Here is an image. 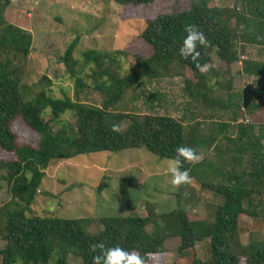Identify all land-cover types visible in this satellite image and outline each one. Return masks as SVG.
<instances>
[{"label": "trees", "instance_id": "1", "mask_svg": "<svg viewBox=\"0 0 264 264\" xmlns=\"http://www.w3.org/2000/svg\"><path fill=\"white\" fill-rule=\"evenodd\" d=\"M10 1L0 0V155L11 156L8 161L0 158V189L4 183L12 200L28 209L43 171L56 162L133 149L169 160L175 156L174 149L183 145L198 154L211 153L217 165L203 157L199 163L185 162L183 167L202 189L220 197L221 204L214 207L207 219L189 220L176 196L175 208L167 213L103 217L94 234L87 231V219L41 218L24 215L23 210L8 212L0 264H68L69 256L78 258L80 264H92L93 255L98 254L89 249L94 242L134 250L151 264H157L165 255L164 243L168 239L177 242L178 259L173 264L186 256L189 264H239L240 259L241 264H264V244L259 242H250L239 248L238 254H232V247L237 244L238 218L243 215L264 220L260 200L264 195V122H238L239 116H250L264 107V57L262 60L244 57L245 47L258 48L264 56V0H188L185 11L158 15L138 36L149 47V56L136 58L135 64L124 73L119 64L123 53L119 51L86 50L80 61L73 59L78 43L74 38L57 59L72 80L71 96L52 98L39 91L27 101L20 92L16 70L9 67L8 54L26 56L31 36L5 22L3 11ZM154 1L113 0L118 6ZM215 1H228L232 5L219 6ZM189 24L196 25L210 42L208 47L197 46L201 64H208L211 55L225 65L238 63L240 74L257 80L259 85L248 92L227 94L225 98L212 96L195 63L179 56L186 36L184 27ZM185 69L194 80H184L183 94L187 101L183 111L187 115H132L126 110L137 99V86L168 73L179 77ZM88 93L95 94L99 103H89ZM156 98V94L148 93L146 102L152 103ZM196 106L200 108V116L190 109ZM206 109L210 110L208 118ZM215 111L231 114L225 121L212 120L211 113ZM66 112L72 114V125L60 120ZM17 119L36 135L35 146L17 142L11 130ZM114 123L121 125L120 133L111 131ZM129 184L127 178L118 185L119 198L125 207L130 202ZM101 189L97 186L96 192ZM147 225L152 226V231L146 232ZM204 240L208 243L209 258L200 261L195 257V245Z\"/></svg>", "mask_w": 264, "mask_h": 264}, {"label": "rangeland", "instance_id": "2", "mask_svg": "<svg viewBox=\"0 0 264 264\" xmlns=\"http://www.w3.org/2000/svg\"><path fill=\"white\" fill-rule=\"evenodd\" d=\"M215 4L229 8L232 5L228 1H215ZM187 7L188 0H156L145 5L125 6H118L113 0H11L3 11L5 22L27 31L31 36L26 56L8 54L11 61L9 67L16 70L23 99L30 100L39 91L52 98L71 96L72 80L57 59L74 38L78 39V43L72 54L73 59L80 61L81 53L86 50L106 53L119 51L123 53L119 64L124 73L135 64L136 58H146L150 54L149 47L138 37L145 25L158 15L179 13ZM4 57L2 55L1 60ZM244 57L262 60L264 56L258 48L245 47ZM208 64L210 70L203 75L212 96L225 98L227 94L248 92L259 85L257 80L240 74L238 63L225 65L211 55ZM41 77L43 80H40ZM184 80L194 81L187 69L182 70L179 77L168 73L150 83L143 82L135 89L137 99L126 110L132 115H187L183 111V104L187 101L183 94ZM148 93H154L158 98L147 103ZM87 95L89 103H99L95 94ZM190 109L200 116L199 106ZM205 113L208 118L210 110L206 109ZM254 113L239 116L238 122H264V107ZM230 114L215 111L211 113V118L225 121ZM60 120L72 125V114L66 112ZM11 130L17 136V142L36 145V135L27 131L18 119L12 122ZM199 155L201 160L205 157L211 164L217 165L211 153ZM0 156L5 161L11 158L9 153H1ZM167 165L168 160L157 159L141 149L99 152L56 162L43 171L40 186L28 209H24L21 202L12 200L9 190L1 183L0 248L4 246L2 237L7 213L12 211L23 210L24 215L41 218L87 219V231L92 234L100 229L99 220L103 217L159 216L174 209L177 198L189 220L210 217L214 207L221 204L220 197L202 189L199 181L193 178L185 187L174 189L169 183ZM127 178L130 179V202L125 207L119 198L118 185L120 180ZM97 186H101L100 192H96ZM260 200L264 206V195L260 196ZM145 230L152 231V226L147 225ZM236 240L232 254H238L239 248L248 246L250 242L264 244V220L240 216ZM176 248L175 239L166 240L165 255L157 264H173L178 259ZM195 250L198 260L206 261L209 258L207 240L196 244ZM141 257L144 264H151L144 256ZM187 258H181L178 264H189ZM242 260H239V264ZM67 263L80 264V261L69 256Z\"/></svg>", "mask_w": 264, "mask_h": 264}, {"label": "clouds", "instance_id": "3", "mask_svg": "<svg viewBox=\"0 0 264 264\" xmlns=\"http://www.w3.org/2000/svg\"><path fill=\"white\" fill-rule=\"evenodd\" d=\"M186 36L178 50L179 56L183 60H191L195 63L196 69L202 74L210 70L209 64H201L199 62L200 51L197 46L208 47L210 42L196 25L189 24L184 27ZM111 131L120 133L121 125L114 123ZM175 156L168 160L167 174L170 176L169 183L174 189H178L183 185L192 182L190 171L183 167L185 162L196 164L201 161V156L195 149L189 146H178L174 149ZM89 249L93 253L92 264H144V259L136 251H128L119 245L107 247L104 242H94L89 245Z\"/></svg>", "mask_w": 264, "mask_h": 264}, {"label": "water", "instance_id": "4", "mask_svg": "<svg viewBox=\"0 0 264 264\" xmlns=\"http://www.w3.org/2000/svg\"><path fill=\"white\" fill-rule=\"evenodd\" d=\"M40 80H43V77H41V79Z\"/></svg>", "mask_w": 264, "mask_h": 264}]
</instances>
